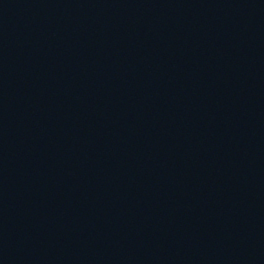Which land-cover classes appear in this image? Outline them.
Masks as SVG:
<instances>
[{
    "label": "water",
    "instance_id": "95a60500",
    "mask_svg": "<svg viewBox=\"0 0 264 264\" xmlns=\"http://www.w3.org/2000/svg\"><path fill=\"white\" fill-rule=\"evenodd\" d=\"M0 264H264V0H0Z\"/></svg>",
    "mask_w": 264,
    "mask_h": 264
}]
</instances>
